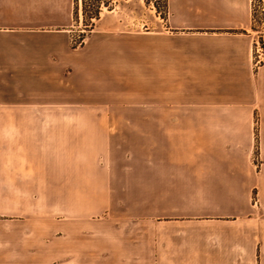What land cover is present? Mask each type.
I'll list each match as a JSON object with an SVG mask.
<instances>
[{"label":"crops","instance_id":"obj_1","mask_svg":"<svg viewBox=\"0 0 264 264\" xmlns=\"http://www.w3.org/2000/svg\"><path fill=\"white\" fill-rule=\"evenodd\" d=\"M75 11L76 0H0V264H67L68 222L110 211L109 130L124 127L169 139L170 191L223 193L240 210L214 240L158 231L154 264H264L253 0H167L160 30L98 31L81 48ZM131 80L144 88L139 106L115 92Z\"/></svg>","mask_w":264,"mask_h":264},{"label":"rangeland","instance_id":"obj_2","mask_svg":"<svg viewBox=\"0 0 264 264\" xmlns=\"http://www.w3.org/2000/svg\"><path fill=\"white\" fill-rule=\"evenodd\" d=\"M166 1L77 0L72 46L83 47L98 31L116 34L130 31L139 36L160 30L165 21L162 18H165ZM257 1L253 0V28L258 31L254 53L256 60H262L264 24L254 22L259 12L255 7ZM143 91L139 82L133 80L115 88L116 94L130 96L132 104L127 102L124 104L127 106H139ZM109 131L112 206L98 221L76 225L68 222L67 264H154L153 249L158 231L165 233L172 227L176 232L194 234L195 238L210 236L214 240L233 226L227 220L240 210L225 194L169 190L172 170L169 162L161 161L164 153L171 151L168 138L155 129L124 127ZM258 152L256 145V157ZM82 199L85 200L86 195ZM250 200L253 206L248 215H262L256 191L250 195ZM135 234L143 235L140 242ZM138 247L145 248L146 252L143 256H132L131 249Z\"/></svg>","mask_w":264,"mask_h":264},{"label":"built area","instance_id":"obj_3","mask_svg":"<svg viewBox=\"0 0 264 264\" xmlns=\"http://www.w3.org/2000/svg\"><path fill=\"white\" fill-rule=\"evenodd\" d=\"M255 7H257V12L254 16V22L264 24V1H257V6L255 4Z\"/></svg>","mask_w":264,"mask_h":264},{"label":"trees","instance_id":"obj_4","mask_svg":"<svg viewBox=\"0 0 264 264\" xmlns=\"http://www.w3.org/2000/svg\"><path fill=\"white\" fill-rule=\"evenodd\" d=\"M77 1V0H76ZM166 5H167V1H166ZM75 15H77V8H76V11H75ZM96 16L98 17V14H96ZM83 43V40L81 41V44ZM77 45H74V47H76Z\"/></svg>","mask_w":264,"mask_h":264}]
</instances>
